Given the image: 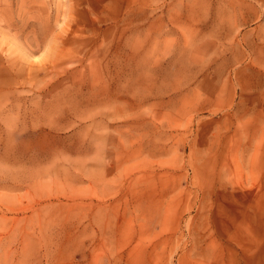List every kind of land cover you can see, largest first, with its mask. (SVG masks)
<instances>
[{
  "label": "rangeland",
  "instance_id": "1",
  "mask_svg": "<svg viewBox=\"0 0 264 264\" xmlns=\"http://www.w3.org/2000/svg\"><path fill=\"white\" fill-rule=\"evenodd\" d=\"M0 264H264V0H0Z\"/></svg>",
  "mask_w": 264,
  "mask_h": 264
}]
</instances>
